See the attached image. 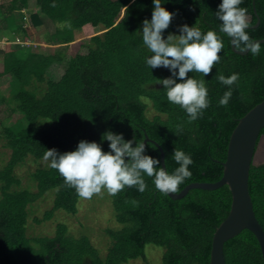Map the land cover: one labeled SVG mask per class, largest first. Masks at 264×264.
Returning <instances> with one entry per match:
<instances>
[{
    "label": "trees",
    "instance_id": "trees-1",
    "mask_svg": "<svg viewBox=\"0 0 264 264\" xmlns=\"http://www.w3.org/2000/svg\"><path fill=\"white\" fill-rule=\"evenodd\" d=\"M220 3L169 0L164 4L176 13L164 30L165 39L178 36L180 26L188 24L202 32L217 30L224 44L220 61L207 76L188 73L205 79L210 99L195 121L168 101L166 89L158 83L172 75L170 68L146 66L145 58L151 53L140 31L143 20L151 18L152 0H9L1 4L0 34L7 40L22 31V40L27 41L31 30L46 19L61 27L49 35L44 52L28 49L25 57H19L15 49L0 46V77L7 78L8 89L15 87L10 98L0 100V137L11 150L0 169V264H128L137 258L146 260L148 244L163 249L162 264H208L213 233L230 209L227 185L213 190L192 188L174 199L161 194L152 178L145 176V191L133 186L111 194L118 227L108 230L110 244L101 255L88 236L68 234L63 223L57 224L52 236L29 237L28 205L55 188L53 205L41 218L48 220L59 209L74 215L79 196L48 165L32 173L37 192L15 189L21 185L15 170L29 155L43 159L49 148L64 152L74 150L81 139L100 142L110 129L123 133L125 140L134 135L153 139L164 152L169 172L178 166L172 158L175 148L191 154V176L180 190L192 182L219 180L238 119L264 99V43L256 56L249 51L235 53L231 38L218 31L221 22L215 11ZM240 6L251 15L250 26L259 20L246 30L250 39L264 38V0H244ZM89 25H101L103 34L74 41L75 33ZM233 72L239 78L227 106H221L227 86L216 77ZM31 80L42 88L40 94L28 87ZM148 109L154 111L152 116ZM178 125L182 131L175 134ZM260 133L264 134V127ZM108 143L103 141L105 151ZM145 153L160 160L158 147L150 141ZM249 192L264 229V163L251 165ZM223 249L225 264H264L258 241L248 229L227 240Z\"/></svg>",
    "mask_w": 264,
    "mask_h": 264
},
{
    "label": "clouds",
    "instance_id": "clouds-1",
    "mask_svg": "<svg viewBox=\"0 0 264 264\" xmlns=\"http://www.w3.org/2000/svg\"><path fill=\"white\" fill-rule=\"evenodd\" d=\"M168 2L152 0L151 18L142 22L143 43L151 53L145 58V63L150 69L159 66L170 68L172 75L158 83L166 89L168 101L179 105L189 120L195 121L209 107L210 99L205 79H195L188 73L198 72L207 76L214 64L220 61L219 53L224 44L217 30L202 32L199 27L188 24L180 26L178 37L168 35L165 39L164 30L176 15L164 7ZM243 3L244 0H221L215 11L221 22L218 31L230 37L236 48L256 56L260 52V43L251 40L246 31L250 20L247 9L240 6ZM238 78L239 74L235 72L229 76L217 75L216 79L227 86L219 105L227 106L232 86ZM181 131L182 126L178 125L175 134ZM145 137L137 139L134 135L132 139L125 140L123 133L109 129L102 134L100 142L81 139L74 150L46 149L43 160L48 167L58 170L64 183L75 188L77 195L84 199H91L102 189L115 195L125 187L136 186L143 192L146 189L145 176L152 178L155 188L164 196L178 193L180 186L191 176V154L175 148L172 158L178 166L169 172L166 162L162 167L158 158L145 153ZM103 141L109 142V150L103 149Z\"/></svg>",
    "mask_w": 264,
    "mask_h": 264
},
{
    "label": "rangeland",
    "instance_id": "rangeland-1",
    "mask_svg": "<svg viewBox=\"0 0 264 264\" xmlns=\"http://www.w3.org/2000/svg\"><path fill=\"white\" fill-rule=\"evenodd\" d=\"M9 0H0V11L2 10L1 4ZM24 15L28 17V10H22ZM22 23L23 26H28V19ZM1 18V14H0ZM50 21L44 20L42 26L31 30V38L27 41L22 40V31L16 33L12 40H7L3 32L0 34V46L6 45L8 49H15L19 57H25L28 49L36 50L39 52H44L46 47L49 45L48 38L49 35L56 31L57 27L61 25ZM12 27H15L12 23ZM31 29V27H29ZM104 30L99 26H83L80 31L76 32L74 35V41L77 40H87V36L94 34H103ZM181 33L178 34V36ZM177 36V37H178ZM65 45V44H64ZM64 49H66L64 47ZM2 54L0 53V60ZM8 80L6 77H0V100L2 97L10 98L12 93H14L15 87L7 86ZM30 89L36 91L37 94L41 93L39 84L31 80L28 85ZM147 114L152 116L154 111L148 109ZM264 138L262 139V143ZM264 154L262 150L259 152ZM11 155V150L6 146L4 138L0 137V169L9 160ZM264 162V159H255V163ZM48 165L43 159H35L33 156L29 155L27 158L17 166L16 176L19 178L21 185L19 187L15 186V189H28L32 192H37V182L32 176V173L37 168H43ZM55 188L49 189L43 195L37 199L35 202L27 206L28 210V221L26 223V233L29 237L35 236H52L56 231V226L58 223H63L67 227V233L73 236L86 235L88 236L92 243L99 249L101 255H105L106 249L109 246L108 230L115 229L118 227V223L114 218V209L111 203V194L107 192L106 189L98 194H94L91 199H84L79 197L77 202V212L69 214L63 210H57L53 216L48 220H42V216L45 211L49 210L54 201ZM36 219L41 220L37 222ZM146 260L137 258L130 260L128 264H162V253L163 249L161 247L155 246L153 244H148L145 247Z\"/></svg>",
    "mask_w": 264,
    "mask_h": 264
},
{
    "label": "water",
    "instance_id": "water-1",
    "mask_svg": "<svg viewBox=\"0 0 264 264\" xmlns=\"http://www.w3.org/2000/svg\"><path fill=\"white\" fill-rule=\"evenodd\" d=\"M251 20V15H249ZM259 20L250 27H256ZM253 41L264 43V38ZM231 47L235 53L246 54L248 51L236 48L231 40ZM264 127V99L254 105L242 117H240L232 130L227 146L226 159L223 162V174L215 182H192L187 184L178 193L169 195L174 199L185 196L192 188L213 190L227 185L231 193V203L228 215L215 229L212 242L210 261L208 264H225L224 243L240 233L243 229L251 231L258 241L262 258L264 261V229L256 218L253 202L249 192V170L255 163V159H264V134L261 129ZM145 144L150 141L160 151L161 166H165L164 152L153 139L145 135Z\"/></svg>",
    "mask_w": 264,
    "mask_h": 264
},
{
    "label": "bare ground",
    "instance_id": "bare-ground-1",
    "mask_svg": "<svg viewBox=\"0 0 264 264\" xmlns=\"http://www.w3.org/2000/svg\"><path fill=\"white\" fill-rule=\"evenodd\" d=\"M262 152H264V151L262 150Z\"/></svg>",
    "mask_w": 264,
    "mask_h": 264
}]
</instances>
